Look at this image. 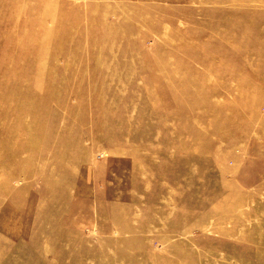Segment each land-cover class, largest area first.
Returning <instances> with one entry per match:
<instances>
[{"label": "rangeland", "instance_id": "1", "mask_svg": "<svg viewBox=\"0 0 264 264\" xmlns=\"http://www.w3.org/2000/svg\"><path fill=\"white\" fill-rule=\"evenodd\" d=\"M26 2L0 31L30 22L0 48V88L28 79L0 100V264H264V3L231 28L247 1Z\"/></svg>", "mask_w": 264, "mask_h": 264}, {"label": "bare ground", "instance_id": "2", "mask_svg": "<svg viewBox=\"0 0 264 264\" xmlns=\"http://www.w3.org/2000/svg\"><path fill=\"white\" fill-rule=\"evenodd\" d=\"M5 0H2V2H4ZM12 1H14V2H16V4H18V6H14L15 8L13 9V10H9L8 11V13L6 14V15H3V14H1V12H0V31H2V28H5V25H6V23H13V24H18V23H20V22H16L17 20H15V18H14V16H15V13L17 14V12H18V10H19V8L23 5V4H27V2H26V0H12ZM27 1H29V0H27ZM172 1H174V0H172ZM220 1H228V0H220ZM230 1H237V0H230ZM240 1H243V0H240ZM244 1H247L248 2V6L246 7V9H244L243 10V12H240V11H237L236 10V17L235 16H233L232 15V12H231V10H228V12H227V19H226V21L224 22V24H222V20H216L215 21V23H217V25H224L225 27H231V28H240L241 26H243L244 24H242V20H245L246 18H249L250 20L254 17L253 15H252V13L250 12V11H258L257 9H255L254 7H255V3L256 2H258V1H262L263 3H264V0H244ZM264 7V6H263ZM134 12H136V11H134ZM134 12H133V14H134ZM2 13H4V12H2ZM136 13H138V12H136ZM248 14V15H247ZM6 16H8V18L6 17ZM175 16V15H174ZM173 16V17H174ZM232 17H234L235 19H233L232 21H229ZM172 18V17H171ZM245 18V19H244ZM229 21V22H228ZM24 22H25V27L23 28V27H20L19 28V30L17 29L16 30V27L15 28H13L14 30H12V31H10V32H6L7 34H5L4 36H2V37H4V40L3 41H0V48H2V49H5V48H7L6 50H7V52L9 53V52H12L14 49L16 50V48H19V44H17V43H19L18 41H20V38L22 39V37H24L25 35H27V34H29L28 33V31H29V29L27 28V25L28 24H30V22H29V20L28 19H24ZM15 26V25H14ZM10 27H12V26H10ZM30 35V34H29ZM211 35V34H210ZM217 36H216V38H219V35L218 34H216ZM96 36V35H95ZM34 37V36H33ZM37 37V36H36ZM215 38V39H216ZM29 39V38H28ZM214 39V40H215ZM213 40V41H214ZM211 40H208V42L206 41L205 42V45H206V47H211L210 46V44L212 43V41L210 42ZM34 42H36V41H34ZM35 44V43H34ZM6 45V46H5ZM30 45H33V44H30ZM5 46V47H4ZM30 48V47H29ZM33 50V49H32ZM35 50V49H34ZM31 51V50H30ZM29 52V51H28ZM30 54H32L31 52H30ZM29 54V55H30ZM33 56V54L31 55V59L33 58L32 57ZM30 57V56H29ZM28 57V58H29ZM208 58H210V59H215V58H218L219 60L220 59H222L223 58V55H222V53L220 52V53H214V54H207L206 56H200V57H193V61H200V60H204V59H208ZM0 59H1V61L3 62L5 59H6V55L4 56V55H0ZM27 59V58H26ZM25 59V60H26ZM30 58H29V61L31 60ZM27 63V62H26ZM8 64L9 65H11L10 67H11V69L13 70V71H15V69H18L19 67H17L16 66V64H13L12 62H8ZM19 65V64H18ZM189 65L190 64H186L185 66H184V69L186 68L187 69V67H189ZM28 66V65H27ZM161 68V67H160ZM7 69V68H6ZM6 69L3 71L2 70V72H5L6 71ZM31 69V68H30ZM1 70V69H0ZM23 70H25V69H23ZM96 70V69H95ZM31 71V70H30ZM26 72V71H25ZM27 72H29V70L27 69ZM17 73L19 74L20 72H18L17 71ZM14 74H15V76H14V79L16 78V81L15 82H17V83H15V85H14V88L12 87V85L10 86V85H7V84H5V85H3L1 88H0V100H5L6 101V99L7 98H10V96L8 95V94H10L11 92H14V91H17L20 87L19 86H21L22 84H24L25 82L24 81H26V77H24V76H18L17 74H16V72H14ZM13 74V75H14ZM29 74V73H28ZM20 75V74H19ZM2 76V75H1ZM32 76V75H31ZM97 76V75H96ZM1 78V77H0ZM29 78V77H28ZM13 79V78H12ZM28 80V79H27ZM195 80H197V77L195 78ZM2 81V80H1ZM203 81V79L201 80V82ZM30 82V81H29ZM28 82V83H29ZM66 82V81H65ZM8 83H9V81H8ZM14 84V83H13ZM24 85H26V84H24ZM29 85V84H28ZM90 87V85L89 86H87V87H85V88H83V90H84V92L83 91H79L80 93H79V96H81L82 94H87V95H89V97H90V100L93 102V96L94 95H92L93 94V92H94V90L93 89H91V88H89ZM81 88H82V86H81ZM81 88L79 89V90H81ZM202 89H205V88H202ZM205 90H207L208 92L207 93H210V90H208V89H205ZM216 91V89L215 88H212V90L211 91ZM83 92V93H82ZM206 93V92H205ZM217 93V92H216ZM16 93H14V95H15ZM210 95H212L213 96V94H210ZM12 96V95H11ZM13 98V97H12ZM229 100V99H228ZM12 102V101H11ZM224 102H226V104L224 105V106H226L227 108L229 107V105H230V103H231V101H227L226 99H225V101ZM9 103V102H8ZM229 104V105H228ZM19 107H21V105H17V106H15L14 104L11 106V105H9V104H7L6 106H3V107H0V114H4V115H7L8 113H10V112H12V114H13V118H14V120L15 121H17L18 119H19V117H20V115L22 114L21 112H19L21 109H18ZM244 107H248V105H245ZM242 108V110L246 113L247 112V108L245 109V108ZM66 110H68V109H66ZM84 114V113H83ZM4 117V116H3ZM5 118V117H4ZM5 121H6V119H5ZM7 122V121H6ZM6 122H0V129H7L6 130V132H3L2 134L5 136V139L8 141V137L10 136V137H19L20 135H21V133L19 132V131H13V128H12V130H10L11 129V127H10V124L9 123H6ZM21 137V136H20ZM1 138V137H0ZM3 139V138H2ZM17 140H18V138H17ZM14 151H16L15 152V154L16 153H18L19 152V149H15L14 148ZM14 154V155H15ZM11 178H13L14 176H12V175H10V174H8ZM220 177L221 178H224V176L226 175V174H224V172H221L220 174ZM15 178V177H14ZM10 179V178H9ZM193 213V212H192ZM185 215H186V213H185ZM203 225V224H202ZM202 225H200V224H198V226H197V228H199V229H202L203 227H202ZM194 228V227H193ZM189 231V229H186L185 230V232H188ZM179 243H181V242H179ZM177 252L176 254L178 255H181V256H183V254H180V248H178L177 247V249H174V252ZM194 253L195 252H192V253H190L191 255H194ZM190 254H188L187 256H189ZM185 258V257H184ZM152 259H150L149 258V261H151ZM131 262V261H130ZM153 262H155V263H158V264H166V263H164V261H163V259H161V261L159 260V261H155V260H153ZM181 264H184V262L182 261V262H180ZM179 263V264H180Z\"/></svg>", "mask_w": 264, "mask_h": 264}]
</instances>
